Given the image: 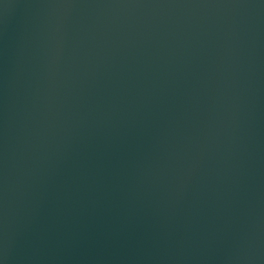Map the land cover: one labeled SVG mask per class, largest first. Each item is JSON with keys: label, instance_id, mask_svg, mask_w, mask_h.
<instances>
[{"label": "water", "instance_id": "water-1", "mask_svg": "<svg viewBox=\"0 0 264 264\" xmlns=\"http://www.w3.org/2000/svg\"><path fill=\"white\" fill-rule=\"evenodd\" d=\"M0 264H264V0H0Z\"/></svg>", "mask_w": 264, "mask_h": 264}]
</instances>
